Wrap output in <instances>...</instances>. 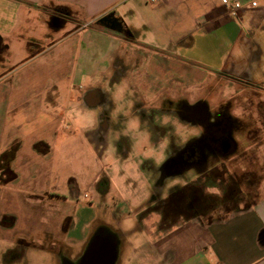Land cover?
<instances>
[{
    "label": "crops",
    "instance_id": "1",
    "mask_svg": "<svg viewBox=\"0 0 264 264\" xmlns=\"http://www.w3.org/2000/svg\"><path fill=\"white\" fill-rule=\"evenodd\" d=\"M6 1L12 5H0V29L12 28L5 29L7 34L1 30L2 41H20L23 36L14 29L21 21L35 25L36 33L24 41L32 52L19 66L11 65L12 52L0 44V206L5 211L2 201L7 193L14 203L34 202L31 219L48 222V228L37 224L30 233L67 249L72 260L97 232L93 224L98 214L95 208V215L93 210L85 219L83 208L77 213L72 205L90 193L99 205L105 203L109 192L104 193L98 181L109 171L103 161L109 140L114 141L113 156L124 162L137 141L124 131L126 120L135 115L121 119V108L137 105L136 91L152 100L166 91L161 87V77L169 69L164 62L177 64L171 68L174 77L179 64L207 68L220 81L248 91L258 89L264 101V0ZM226 3L241 4L236 18ZM109 14L119 21L121 31L100 23ZM11 76L15 80L8 83ZM135 77L138 82L133 84ZM123 85H131L135 93L124 95L125 103L120 104L117 93ZM85 94H90L86 101ZM141 121L142 135L150 131L155 143L160 134L153 126L146 128L147 119ZM83 148L91 158L83 167L86 176L78 175ZM261 149L264 158V145ZM154 156L141 158L143 171L146 163L156 166ZM168 160L157 170L162 171ZM5 173L12 178L8 180ZM150 189L153 196L155 186ZM191 189L189 195L198 206L199 195ZM206 205V214L180 218L164 232L156 230L160 215L152 234L135 217L130 229L106 224L98 229L115 235V264H264V195L249 208L240 205L220 218L212 219ZM1 214L0 210V218ZM32 249L42 254L52 251L35 245L25 254L32 257Z\"/></svg>",
    "mask_w": 264,
    "mask_h": 264
},
{
    "label": "rangeland",
    "instance_id": "2",
    "mask_svg": "<svg viewBox=\"0 0 264 264\" xmlns=\"http://www.w3.org/2000/svg\"><path fill=\"white\" fill-rule=\"evenodd\" d=\"M1 4L12 5L11 2H7L6 0H0V5ZM19 15L21 16V14ZM35 15L36 14H34V16ZM31 16L32 15L29 14L30 19ZM31 25V22L26 23L25 21H21L17 29H14V31L18 32V34L23 37L20 38V41L15 40L13 42H11V38H9L10 41L7 42H3L1 38V35L3 34L1 30L5 31L7 34L8 30L5 29H11L12 27L5 26V29H0V44L2 47H5L12 52L11 65L13 66L21 65V63L31 55L32 50L30 51L28 48H31L32 46L28 45V48H26L24 45L27 39L36 33V26L34 25L33 28ZM40 34L41 32H39V35ZM192 62L199 63L195 60ZM164 63L167 68L169 67L168 70L166 69V76L163 75L161 77V87L166 88V91L153 97V100L145 96L143 97L138 91H136L137 95L135 96V99L137 106L127 104L126 109L121 108L123 110L120 112L121 119H127L129 114L133 113L132 115L139 116L141 120L145 118L149 121L150 124H147L146 128H152L153 126L154 129L156 128V133L162 134L163 130L159 129L153 122L154 117L158 115V113L156 109L152 108V106L159 105L160 102L163 101L162 106L159 109L161 113H174L179 116L183 122L192 126H197L194 129L187 130V134L192 136V138H190L182 148L176 146L175 137H172V142L169 146V152L171 153L169 159H171L181 149H184L188 143H191L193 139L198 138L202 134V128L198 125L192 124L190 122L191 120L188 117L181 115L179 110L188 109L186 108L187 106L190 107L197 102L203 101L208 104L210 111L219 104L221 109L224 108L227 110L226 114H229L231 118H236L242 123L236 125V131L233 134V148H235V150L230 156L223 158V161H216V158L213 160H207L204 170L200 173L195 169L178 168V173L166 175L164 172L160 170L158 171L156 168L157 166L159 167L162 165L166 160L163 163H154L152 161L156 166L151 163H146L143 171V167H141V158L148 156L152 147L155 146V143H153L152 146L148 136L146 137L142 135L143 132H141V128L128 130L129 137L134 138V140L137 141L135 142L130 158L125 162L123 159L117 160L116 157L113 156L116 150H114V141L111 140V138L109 140L110 144L105 150L106 156L103 158L104 163L109 167L107 175L110 178V181H107V175L101 177L98 181L99 187L102 188L103 191L109 192L108 196L104 199L105 203L99 205L95 201L93 194L90 193L88 198H82L77 203L74 202L72 205V209H76L77 213L83 208L81 213L85 219L89 217L91 212L93 213V210V214L95 215V208H97V219L93 224V230L95 231L101 230L98 229L102 227L101 224H106L109 227L113 226L115 229L120 230L122 225H125L127 226L126 229H130L135 217L140 226H146L147 232H150L151 234L155 233L156 230L157 232H164L159 228V225H157L155 230L153 224L159 220L161 210L166 207L164 204H161L160 201L166 202V199L176 186H184L187 190H190L192 187H198L205 193L222 195L220 189L209 188L208 185L211 183L220 184V179H224L225 182H227L230 177H234L240 182L239 190H241L242 196L245 197L243 203L239 204V206L245 205L247 201L257 202L261 195H264V158L261 153V146L264 145V101L262 100V93L258 89L250 91L244 90L240 86L231 85L227 80V82H223V80L220 81L218 78L211 76V73L207 72V68L187 65L181 67L179 64L176 78L172 76V74L175 73L174 70L177 67V64L169 61ZM200 65L205 64L202 63ZM172 67L174 70L171 69ZM180 73H183L184 78H181ZM14 80L15 78L11 76L8 79V83ZM131 82L133 84L137 83L138 78L135 77L134 79H131ZM226 84L230 86L227 87ZM132 91L134 92V88H132L131 85L129 87L125 85L124 89L121 88L117 93L118 102L120 104L125 103L124 95L129 92L131 93ZM138 95L140 96L139 99ZM164 98H166V102L162 100ZM137 108H140L141 112H138ZM162 108H166L167 110H162ZM127 110H129V112H127ZM146 110L151 111L149 115H144ZM103 113L107 116L108 109H104ZM125 113H127V115H125ZM76 124L77 123H75V127ZM87 124L88 123L84 125ZM124 131L126 132V127L124 128ZM180 131L183 132L185 130L181 129ZM178 140L179 136L177 135V141ZM86 145L91 147L88 143ZM86 151L87 149L85 148L84 150L83 148L82 153H84L85 156L80 160L78 167L80 174L78 173V175H89L86 173V168L83 170V167H88L91 163V158L88 153H85ZM154 157V161L158 160V156L155 155ZM3 168L5 167L3 166L2 169ZM244 171L251 173L252 176L246 177L248 174L244 173ZM242 175H246V180H244ZM151 184L155 186V191L153 190L155 194H153V196H150ZM189 190L188 192L190 193ZM189 193L186 194L188 195ZM10 197L11 194L8 195L7 193L2 201V205L5 206V211H3L0 206L2 213L0 218V264H77V261H79L84 255L89 243L93 240L97 232L94 231L95 233L84 246L83 251L77 260H72L67 249H64L57 244L53 245L52 243L51 246L47 244V242L45 243V239L42 236H39L38 233V236L35 233H30L31 231H35L33 229L37 224L39 228H48V222L43 221L42 223H38V220L31 219L29 214L32 210L31 204L33 205L34 202L22 199L19 200L20 202H18V204L15 201V204L14 200ZM152 197L156 199H150ZM196 202V198L192 197L190 194L178 203L177 201H172L170 204H177L181 207L180 213H182V216L178 215L177 219H179L180 217H185L195 212L198 207ZM166 203L165 205H167ZM42 207L44 208V206ZM51 208L55 209L54 207ZM84 208L89 209V211H83ZM121 221L124 222L119 226V222ZM68 224L69 222H66L65 229L68 227ZM8 229H10V231L5 232V230ZM22 232L26 235H33L35 238H22ZM106 233L111 234L110 232ZM36 236L38 238H36ZM35 245L44 248H48L49 246V249L51 248L52 251L42 254L41 250L37 249L34 251V249H32V257L29 255L27 256L25 254L26 251L29 247L32 248L35 247Z\"/></svg>",
    "mask_w": 264,
    "mask_h": 264
},
{
    "label": "flooded vegetation",
    "instance_id": "3",
    "mask_svg": "<svg viewBox=\"0 0 264 264\" xmlns=\"http://www.w3.org/2000/svg\"><path fill=\"white\" fill-rule=\"evenodd\" d=\"M186 108L188 109L179 110L181 115L188 117L192 124L200 126L202 134L177 153L183 162V169L201 171L204 170L207 160H213L216 153L228 155L234 152L233 134L236 131V125L241 121L231 118L229 114H226L227 110L221 109V107L212 108L207 114L203 112L202 107L189 108L187 106ZM162 110L167 109L162 108ZM187 110L189 113L186 116ZM137 111L141 112V109L137 108ZM150 112V110H146L144 115H149ZM226 142L230 144L228 149H226Z\"/></svg>",
    "mask_w": 264,
    "mask_h": 264
},
{
    "label": "trees",
    "instance_id": "4",
    "mask_svg": "<svg viewBox=\"0 0 264 264\" xmlns=\"http://www.w3.org/2000/svg\"><path fill=\"white\" fill-rule=\"evenodd\" d=\"M9 154H7L8 156ZM222 154H215L214 159L216 158L220 161H223L222 159L225 157L230 156V154L228 155H222ZM219 164V163H218ZM212 168V165H211ZM203 171V170H202ZM248 175L246 177H251L252 174L249 172H245ZM6 174V173H5ZM7 175V179L10 180L12 178V174H6ZM244 180H246V177L244 175H242ZM230 180V181H229ZM109 181V180H107ZM227 181V180H226ZM240 182L234 178V177H230V179H228L227 182H225V180L220 179V184L217 183H211L208 185V187L211 188H218L222 191V195H214V194H207L205 193L201 188H194L192 187L191 190L192 193L195 191L198 193L201 204L198 205V207L196 208L197 210H195V212L191 213L188 216H183L180 218H184V219H190L192 217H194L197 214H206V209H207V205L206 203L209 204V206L211 207V217L212 219H214V216L218 218H220L223 214H227L231 211H236L239 209V204L243 203V199L245 198L244 196H242L240 187H239ZM100 188V187H99ZM102 190V188H100ZM105 193V191H103ZM186 193H189L187 189H181V188H176L174 189L171 194L168 196V198L166 199V202L164 201H160L161 204H164V206H166L165 208H163L161 210V204H160V210H161V221L159 222V228L162 229L163 231H167L169 229H171V227L175 226L176 223H178L179 219L178 215H181V207H179L177 204H170L172 203V201H177V203L184 199L186 196H188ZM169 200V201H168ZM165 203L167 205H165ZM252 203V201H247L246 204L244 205V208H249L250 205ZM170 204V205H168ZM206 206V207H205ZM158 208V207H157ZM156 208V209H157ZM175 215V216H174ZM221 215V216H220ZM174 216V217H173ZM182 216V215H181ZM175 220H173V219Z\"/></svg>",
    "mask_w": 264,
    "mask_h": 264
},
{
    "label": "water",
    "instance_id": "5",
    "mask_svg": "<svg viewBox=\"0 0 264 264\" xmlns=\"http://www.w3.org/2000/svg\"><path fill=\"white\" fill-rule=\"evenodd\" d=\"M100 23L107 28L115 31H121V24L114 17V15L109 14L100 19ZM90 97V94L84 95V100L86 101ZM191 107H202L204 113L209 112V106L206 102H198ZM188 110L186 111V116L188 115ZM226 149L230 148V144L226 142ZM183 162L179 156L169 159L164 165L162 172L166 175H171L173 173H178L179 169H183ZM179 168V169H178ZM178 169V170H177ZM170 173H169V172ZM118 256V245L116 239L113 235L106 233L104 229L97 231L93 240L89 243L87 250L84 255L80 258L77 264H115Z\"/></svg>",
    "mask_w": 264,
    "mask_h": 264
},
{
    "label": "clouds",
    "instance_id": "6",
    "mask_svg": "<svg viewBox=\"0 0 264 264\" xmlns=\"http://www.w3.org/2000/svg\"><path fill=\"white\" fill-rule=\"evenodd\" d=\"M152 108L157 110L158 115L154 117V124L162 129L163 132L158 136V140L155 142V146H153L152 141V133L150 131H145V135L149 137V140L152 144L151 152L148 154L147 158L151 159L152 155L158 156V160H155V163H163L166 159L169 158V146L172 142V137H175V144L178 148H182L187 141L192 138L187 134L188 129H194L197 126H192L188 123L183 122L179 116L174 113H161L159 109L161 108V102L159 105H153ZM127 115V114H126ZM126 132L128 134V130H135L137 128H143L144 124L141 121L139 116H129V118L125 122ZM183 129L185 131L181 132ZM177 135L179 136V140L177 141Z\"/></svg>",
    "mask_w": 264,
    "mask_h": 264
},
{
    "label": "built area",
    "instance_id": "7",
    "mask_svg": "<svg viewBox=\"0 0 264 264\" xmlns=\"http://www.w3.org/2000/svg\"><path fill=\"white\" fill-rule=\"evenodd\" d=\"M153 2H161L162 0H152ZM226 6L229 8L230 14L236 18L238 16V12L241 10L242 6L240 3H226Z\"/></svg>",
    "mask_w": 264,
    "mask_h": 264
}]
</instances>
